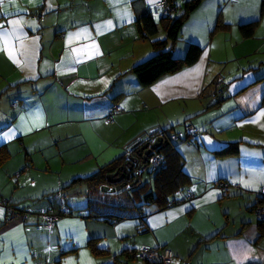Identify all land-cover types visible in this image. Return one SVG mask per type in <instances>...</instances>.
I'll list each match as a JSON object with an SVG mask.
<instances>
[{
    "label": "crops",
    "instance_id": "obj_1",
    "mask_svg": "<svg viewBox=\"0 0 264 264\" xmlns=\"http://www.w3.org/2000/svg\"><path fill=\"white\" fill-rule=\"evenodd\" d=\"M160 1L0 0V199L33 212L7 221L0 206V264H160L130 253L142 245L170 248L172 264H264V1L202 0L166 46L182 57L198 44L197 61L142 86L132 67L165 37ZM146 13L158 31L142 38ZM254 20L243 37L239 24ZM246 43L232 72L230 51ZM112 104L121 111L108 123ZM163 129L187 176L168 196L176 202L141 200L140 214L111 222L91 216L88 200L116 204L121 190L71 181ZM154 174L142 175L152 191ZM62 206L72 213L55 228L37 225V212Z\"/></svg>",
    "mask_w": 264,
    "mask_h": 264
},
{
    "label": "trees",
    "instance_id": "obj_2",
    "mask_svg": "<svg viewBox=\"0 0 264 264\" xmlns=\"http://www.w3.org/2000/svg\"><path fill=\"white\" fill-rule=\"evenodd\" d=\"M166 1L172 8L171 11L176 10V7L178 6L181 8V11L176 16H172L170 13L161 17V19L164 20L165 37L162 40H153L151 44L154 48V53L132 67V72L136 75L139 83L142 86H150L160 77L170 73H174L184 66L192 65L197 61L203 50L200 45L191 43L188 45L184 56L176 57L173 55L171 47H166L168 42L173 45V43L178 40L180 30L186 19L188 18V15L200 4L202 0H182L181 4H177L176 0ZM137 21L139 33L142 38H147L148 36L153 35L158 31L157 24L149 13L141 15L137 18ZM256 22L257 20L239 24V29L243 37L248 38L252 36ZM159 134L163 138V141L160 146L153 152L159 153L163 156V158L165 159L164 166L152 170L149 169L150 167H148V165L146 167L150 171H155L153 177L154 191L150 190L149 183L146 181L138 182L131 187L127 186L128 189L126 187L121 189V195L116 197L118 200L116 204L107 201L98 202L96 200L90 199L87 202V208L91 216L99 218L105 222H111L121 218L140 214L142 206L141 204L136 203L140 202L141 200H143L142 203L155 204L159 207H165L168 204L171 205L174 203V200L168 201V196L176 191V189L185 182L187 176L181 168L179 154L174 149L173 144L170 140V136L164 129L161 130L160 133L155 132L150 134L147 139H144L140 143L133 146L130 151L126 149L121 158H118L111 163L101 167L94 174L84 178H75L69 185H74L79 181L84 180L88 184H90L93 190L96 191L100 187V185L108 184L106 181V175L110 172L115 171L119 166L124 165L126 162H128V159H131V157H133V159L140 161V157L137 156L139 148L145 142L153 141L154 139H156ZM230 147H232V145H230ZM227 149L228 148L225 147L220 151L226 152ZM7 157L8 152L5 147H0V163L3 162ZM132 181L133 179H130L128 183H131ZM128 200H131V202ZM96 203L99 204V207H103L104 211L102 213H100V210L98 209V206H96ZM62 207H60V209L57 211H53L60 213ZM18 209L25 210L23 208ZM69 210V214L72 213L71 208H69ZM258 220L263 223L264 217ZM94 240L95 239H93L92 241ZM90 246L92 252L95 255H104L108 252L107 249L96 246L95 242H90ZM134 251L135 249L130 253L135 257Z\"/></svg>",
    "mask_w": 264,
    "mask_h": 264
},
{
    "label": "built area",
    "instance_id": "obj_3",
    "mask_svg": "<svg viewBox=\"0 0 264 264\" xmlns=\"http://www.w3.org/2000/svg\"><path fill=\"white\" fill-rule=\"evenodd\" d=\"M157 6L160 8L161 16L168 15L170 11L172 10V8L170 7V5L167 3L166 0H161L157 4ZM120 111H121V108L118 105L112 104L110 108L108 109L107 114L105 115L106 121L108 123H112L113 115ZM185 131L187 135H194L196 133V129L188 125H186ZM155 132L160 133L161 130H156ZM158 136H160V134ZM172 137L178 138L179 136L173 135ZM143 140L144 139L135 140L127 147V150L130 151L133 146H135L136 144L140 143ZM164 163H165V159L163 158V156L156 152H151V154L148 157V161H147V165L148 167H150L149 169L151 170L164 166ZM219 187H220L221 194L223 196L228 194L227 185L225 183H220ZM191 195L192 194L189 192L188 197H190ZM175 202L176 201L174 200V203ZM0 206L6 210V220L7 221H13L17 219L27 220L29 216L33 214L29 211L18 209L17 207L13 206L12 204L2 199H0ZM69 211H70L69 208L65 206L61 208L60 213L54 212L51 209L41 210L35 214L37 218V225L43 230H47V231L52 230L53 228L56 227L57 222L60 219V217L62 215H68ZM256 216L258 219L263 218L264 209L257 208ZM134 253H135V257L141 260H144L147 262L157 261L160 264H172L173 256H174L173 251L168 247L154 248L148 245H142L136 248ZM183 264H189V263L185 262Z\"/></svg>",
    "mask_w": 264,
    "mask_h": 264
},
{
    "label": "water",
    "instance_id": "obj_4",
    "mask_svg": "<svg viewBox=\"0 0 264 264\" xmlns=\"http://www.w3.org/2000/svg\"><path fill=\"white\" fill-rule=\"evenodd\" d=\"M163 138L158 136L153 141L145 142L137 153L140 157V161L128 159L124 165L119 166L115 171L106 175V181L108 184H102L100 191L103 193H113L117 190H121L127 186H132L138 182H142V175L147 167V158L151 152L155 151L162 143ZM130 179H133L131 183H128Z\"/></svg>",
    "mask_w": 264,
    "mask_h": 264
},
{
    "label": "rangeland",
    "instance_id": "obj_5",
    "mask_svg": "<svg viewBox=\"0 0 264 264\" xmlns=\"http://www.w3.org/2000/svg\"><path fill=\"white\" fill-rule=\"evenodd\" d=\"M251 43H246L244 45H236L232 47L230 51V57L233 59L232 62H229V64L226 65L227 69L232 70L234 72V68L237 67V65L242 64V60L239 55H242L244 52L247 53L250 50ZM236 57H239V59H235ZM225 69V70H227ZM224 70V71H225ZM148 171V168H147Z\"/></svg>",
    "mask_w": 264,
    "mask_h": 264
},
{
    "label": "snow or ice",
    "instance_id": "obj_6",
    "mask_svg": "<svg viewBox=\"0 0 264 264\" xmlns=\"http://www.w3.org/2000/svg\"><path fill=\"white\" fill-rule=\"evenodd\" d=\"M13 24L18 23V21H12Z\"/></svg>",
    "mask_w": 264,
    "mask_h": 264
}]
</instances>
